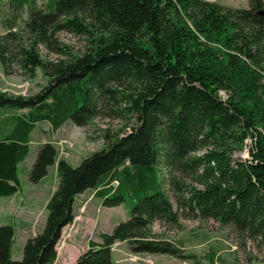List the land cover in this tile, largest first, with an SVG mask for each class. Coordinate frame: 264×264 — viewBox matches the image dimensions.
<instances>
[{
  "label": "trees",
  "instance_id": "16d2710c",
  "mask_svg": "<svg viewBox=\"0 0 264 264\" xmlns=\"http://www.w3.org/2000/svg\"><path fill=\"white\" fill-rule=\"evenodd\" d=\"M23 9L28 17L18 26ZM13 10L0 33V68L29 79L40 69L46 84L27 97L0 93V110L27 111L0 137V198L20 191L18 169L36 124L57 131L98 119L124 127L100 130L105 147L75 168L53 143L39 146L30 183L55 163L58 179L45 225L19 261L11 259L12 225H0V264H53L73 204L90 190L101 207L125 206L129 218L72 264H116V242L133 254L199 264L151 232L156 222L176 226L179 211L264 247V0L247 9L204 0H46L40 9L14 0ZM62 32L83 37L84 52L72 53ZM247 139L248 158L234 159Z\"/></svg>",
  "mask_w": 264,
  "mask_h": 264
},
{
  "label": "rangeland",
  "instance_id": "374dc122",
  "mask_svg": "<svg viewBox=\"0 0 264 264\" xmlns=\"http://www.w3.org/2000/svg\"><path fill=\"white\" fill-rule=\"evenodd\" d=\"M34 1L40 9H43L46 3V0ZM204 1L241 9H247L249 4V0ZM13 7L14 0H0V33H3L8 27L7 21L15 13ZM27 17L28 13L26 9H23L16 18L17 25L22 26ZM59 38L70 48L72 53L81 54L84 52L86 42L83 37L62 32L59 34ZM40 51L42 55H46L43 47H40ZM48 57L52 60L62 58L52 54ZM15 70L16 73L12 75L14 78L10 79L14 81L8 82L0 68V93L27 97L36 94L46 84L40 69L35 71L33 79L23 76L17 67ZM222 98L225 99V95ZM123 127V123L118 120L98 119L84 128L67 124L56 134L49 131L43 134L40 130L41 125L38 127L33 135V145L30 147L28 158L20 164L18 169L21 191L17 197L14 196L17 201L12 202L15 199H10L11 203L6 207L7 214L4 215L6 220L0 219V224H11L14 229L11 248L13 261H19L22 258V249L26 240L40 233L44 228L47 213L43 200L49 199L58 183L55 165L48 168L46 176L39 183L32 184L28 179L42 141L46 139L51 141L57 150V158L64 159L70 167L75 168L83 159L105 147L104 142L98 140L100 130L118 131ZM249 144L250 139H247L245 148L234 153L233 158H248ZM92 192L90 190L77 196L73 204V221L61 232L60 240L56 246L57 258L53 264H72L80 254L86 251L89 242L100 243L103 234H110L119 223L128 220L129 211L125 206L101 207L99 199H95ZM20 199H23L24 205H19ZM170 199L173 202L174 210H176L171 194ZM0 200H4V198H0ZM32 208L34 209L33 213H31ZM179 213V222L176 226L160 222L154 223L151 228L154 237L172 241L182 249L184 254H194L195 261L199 264H211L208 257L212 256L214 259L216 254H219L217 264H264V247L260 241L240 240L236 232L229 226H221L211 219L201 220L189 215L187 211H179ZM204 235L212 239L204 240ZM111 248V257L116 264H192L190 261L175 259L167 255L133 254L122 242L114 243Z\"/></svg>",
  "mask_w": 264,
  "mask_h": 264
},
{
  "label": "crops",
  "instance_id": "0c3cea01",
  "mask_svg": "<svg viewBox=\"0 0 264 264\" xmlns=\"http://www.w3.org/2000/svg\"><path fill=\"white\" fill-rule=\"evenodd\" d=\"M9 22V21H8ZM9 24H10V22H9ZM11 78H14L13 76H6L5 77V79H6V81H8V82H13L14 80H10ZM27 111L26 110H22V111H11V112H7V111H4V110H0V137H4V136H6V135H8V133H10L12 130H13V128H14V120H16V119H18V118H20L22 115H24L25 113H26ZM41 125V132L43 133V134H46V132L47 131H49L50 133H57V131H59V130H61L62 129V127H66L67 126V124H65V125H63L59 130H57V131H53L52 129H51V127H50V125L48 124V123H38V124H36L35 125V128L33 129V131L31 132V134H30V138H31V142L29 143V151H30V147L33 145V135H34V133L36 132V130L38 129V127ZM71 125V124H70ZM46 142H51V141H49L48 139H46V140H44V141H42V143L41 144H43V143H46ZM52 143V142H51ZM29 155V154H28ZM26 158H28V156L26 157ZM26 160V159H25ZM24 160V161H25ZM24 161L22 162V163H24ZM21 163V164H22ZM53 165H55V167H56V163L55 164H53ZM20 166V165H19ZM52 166V165H51ZM42 180V179H41ZM40 180V181H41ZM20 181V180H19ZM39 181V182H40ZM38 182V183H39ZM54 190V189H53ZM53 190H52V192H53ZM20 191H21V188H20ZM20 191L18 192V193H16L15 195H13V196H10V197H2V198H4V200H0V219H5V216L4 215H6L7 214V209H6V207H7V205H9V203H11V201H10V199H15L14 201H12V202H15V201H17L16 200V197L18 196V194L20 193ZM87 192V191H86ZM86 192H84L83 194H85ZM93 193V192H92ZM83 194H80L79 196H81V195H83ZM93 195V194H92ZM14 196H16V197H14ZM94 197V196H93ZM95 198V197H94ZM96 199V198H95ZM30 202H31V200H29ZM43 201H45V203L44 204H46V201H47V199H44ZM19 203V205L20 204H23L24 205V203H23V199H20V201L18 202ZM32 203V202H31ZM44 207H45V205H44ZM34 212V209L32 208V210H31V213H33ZM10 215V214H9ZM6 220V219H5ZM6 224V223H5ZM5 224H0V225H5ZM203 239L204 240H211L212 238L211 237H208V236H205L204 235V237H203ZM196 244H198V242H196ZM155 256H157V255H155ZM160 256H163V255H160ZM218 256H219V254H216L215 255V257H214V259H213V264H217V258H218Z\"/></svg>",
  "mask_w": 264,
  "mask_h": 264
}]
</instances>
